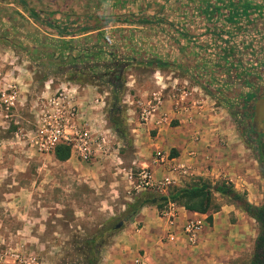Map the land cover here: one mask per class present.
Wrapping results in <instances>:
<instances>
[{"label": "rangeland", "instance_id": "rangeland-1", "mask_svg": "<svg viewBox=\"0 0 264 264\" xmlns=\"http://www.w3.org/2000/svg\"><path fill=\"white\" fill-rule=\"evenodd\" d=\"M37 1L40 0L34 2ZM42 1L46 3L48 0ZM24 2L29 7L35 8L32 0ZM73 2L75 4L73 13H70V17H64V21L55 19L56 21L53 20L55 23H51V19L56 18L54 15L37 14L46 22L39 24L14 0H0V65L4 66V71L9 69L7 67L11 68V64L22 66L24 70L15 69V72L21 77L41 80L43 84L40 87L44 90L48 89V86L44 87V80L52 77L53 92L61 87L63 82L60 81L66 79L56 74L50 67L51 48L40 47L32 42L44 32H48L47 23L64 26L68 34L88 32L90 38L98 37L103 40H106L112 32L125 33L127 37L124 43L133 48L131 50L134 53V49L138 46L140 49L146 48L147 31L151 34L150 30H155V27L145 26L141 20L155 15L157 18L163 19L169 16L171 20L179 21V17L185 14L188 18L183 21L185 25L182 29L189 32L191 28L193 29L194 15L196 14V18H199L196 12L203 5L210 4L212 0H122L119 6L114 5L115 0H73ZM76 2L79 4L77 5ZM109 17H116V19L112 20ZM104 19L105 22L99 23ZM133 21L139 23L135 24ZM81 26H87V28L77 30ZM138 30L142 42L136 46V40L131 35L138 33ZM190 40L197 39L181 38L183 52L171 50L172 60H175V63L183 69L171 67L170 69L166 67L158 69L170 70L174 72V75L186 78L192 86L196 87L193 93L194 98L202 92L208 95L209 99L212 98L207 100L213 101L214 98L207 92H215L212 90L211 83L220 82L222 85L219 87L222 89L215 93L224 103L226 99L227 102H231L228 95L231 90L230 84L221 80V77L211 68L209 60L207 61V55H202L205 51L190 44ZM153 68L155 67L132 64L122 72L123 92L120 95V103L124 107L126 130L124 139L119 138L107 122L106 110L109 96L106 85H95L96 91L103 99V105H99L100 114L96 121L91 120L90 122L94 123L93 130H96L93 136L103 133L106 136V143L102 147L95 145L93 155L88 161H80L70 152L67 159L59 161L52 152L40 153L30 146L28 132L32 128L33 116L36 112L35 103L38 98L42 97L41 93L40 97L35 92L22 96L16 95L11 105L3 101L0 96V138L13 142L0 148V157L4 158L0 161V174L9 175V181L5 182L3 188H8L9 191L21 189L22 195L19 198L21 202H17L21 205L25 204V211H27L19 215L0 214L3 223L5 222L4 225L10 227V229H4L0 226V229L3 227L2 231L5 236L7 235V240L0 239V246L7 244L15 247L19 243L23 248L38 256L42 264H128L133 256L143 254V249L135 246L120 249V242L122 240L125 244H129L132 236L143 238L144 226L149 223L148 226L151 229L155 228L156 225L152 224V220L159 217L160 211L166 209L168 204L158 209L153 206V212L146 214L147 223L136 218L138 211L128 222H122L117 228L114 226L121 221L127 204L143 192L133 188L132 184L126 180L124 171L130 169L136 172L139 166L145 165L139 162L145 157L138 153L135 146L136 135L131 134L130 129L132 123L128 125L126 122L127 105L123 102V94L129 91L138 97L140 91L151 89L153 86H150L146 80L151 73L149 71ZM129 75L137 81L132 85L134 88L128 85L131 77ZM200 84H205L204 87L207 89L201 88ZM4 90H7V87ZM213 104L212 111L217 115L220 114V122L226 125L231 135L230 142L236 147L234 154L240 166L236 163L233 169L234 174L246 171L247 178L254 180V186L262 194L263 200L264 180L259 174L253 151L244 142L238 132L235 118L231 116L233 108L229 106L230 104L225 106L215 99ZM172 126L173 123H170V128H167L165 134L172 137L183 136L185 129H173ZM19 128L23 130L24 135L16 136V130ZM146 135L148 139H151L153 133L148 130ZM148 139H145V144L149 142ZM17 143L20 144L19 148ZM173 149L174 147L169 144L165 150L171 153ZM149 154L151 153L148 151ZM205 180L212 183L224 182L223 178L218 181ZM194 183L197 181L193 180L188 184ZM222 201L228 200L223 198ZM26 217L31 218L30 223L25 221ZM23 224L27 225L26 229L22 228ZM112 225L113 228L110 229ZM25 231L26 234L32 236L29 241L24 240L25 238L21 241L22 233ZM88 239L95 240L96 253L93 257L85 243Z\"/></svg>", "mask_w": 264, "mask_h": 264}, {"label": "crops", "instance_id": "crops-1", "mask_svg": "<svg viewBox=\"0 0 264 264\" xmlns=\"http://www.w3.org/2000/svg\"><path fill=\"white\" fill-rule=\"evenodd\" d=\"M24 1L25 0H22L25 6L32 9L36 14L54 15L56 18H52L50 21L51 23H55L54 21L60 19L64 21V17H70L69 15L73 13V7L75 5L73 0H48L46 3L42 0L37 2L32 0V5L35 7L32 8ZM121 2L122 0H115L114 5L119 6ZM209 3L210 4L205 6L203 5V7L199 8L200 10L196 12L199 14V18H196V14L194 13L193 29L190 27L191 31L189 30V32H185L182 29V26L185 25L183 21L188 18L185 14L179 17V21H173L169 16L163 19L157 18L155 15L141 20L145 26L155 27V30H150L151 34L147 31L146 48L140 49L138 46L140 45L139 42H142L139 37L141 36L139 35V30L137 31L138 33L131 35L136 40V46H138L134 49L135 52L133 53L131 50L133 48L129 45L125 44V47L135 56L144 52L147 55L167 60L169 65H167L166 68L183 69L178 63H175V60H172L171 50L183 52L182 37L184 39L186 37V40L191 38L197 39L190 40L189 43L205 51L202 55H207L206 58L207 61L209 60L211 68L221 77L222 81L224 80L227 84L234 83L232 80L235 77L234 73L236 71L232 69V73V70H229L231 67L229 57L227 56V60H224L221 49L225 47L231 57L237 55L241 60L246 59V61H248L252 59L253 63L256 65L264 64V0H212V2ZM76 4L78 5L79 2H76ZM81 4L83 5L84 3L82 2ZM207 8L210 9L208 14L204 13V10ZM26 13L28 12L26 11ZM109 18L112 20L116 19V17ZM101 21L102 22L99 23L105 22V19ZM136 21L133 22L138 24L139 22ZM136 27L138 28L139 26ZM46 28L49 33L44 32L43 35L49 37L55 36L52 29H49V26ZM87 33L75 34L71 36V38L76 39L84 35L88 36ZM111 34H121L122 40L127 37V35H124L125 33L121 32H112ZM128 36L131 37L130 35ZM10 66L11 68L7 67L9 69L4 71V66L1 67L0 65V96L2 99L4 95L8 93L4 88L9 85H14L18 96L26 95L29 92H35L37 96H39L40 93L42 96L52 93L54 88L52 77H48L44 80V87L48 86V89L44 90L40 87V85L43 84L41 80L37 81L32 77L27 78L26 76L21 77L19 73L15 72V69L22 70V66H14V64ZM162 70L161 68H153L149 71L151 73L149 77H147L146 82L149 83L150 86H153L151 89L156 87L155 79L158 80L157 82L165 85H170L172 82H177L179 84L187 82L188 85H191L186 78L174 75V72L170 70ZM218 81L220 80L218 79ZM60 82H63L61 85L68 86L75 92L74 103H77L78 106L80 105L86 119L95 122L100 114V104L94 101V99L100 97L96 91L95 85L74 83L68 80ZM136 82V79L131 76L128 84L129 87L134 88L132 85ZM221 85L222 83L220 82L216 83V86ZM212 90H214V88ZM199 91L201 90L199 89ZM230 91L228 93L229 96ZM145 92L146 90L140 91L139 95H143ZM127 96L129 100L128 104H126V122L128 125L132 123L130 129L131 134L134 133L136 135V141L134 142L135 146L137 147L138 153L143 154L145 157V159H140V164H149L150 154L148 155V151L151 153L153 149L158 148L167 152L165 149L169 144L174 147L170 155L176 156L182 154L184 150L190 146V135L196 133L198 140L195 143V147L199 155L206 156L208 170H204L200 166V168H197L201 170L199 175L186 176L182 178L181 184L185 185L198 179H209L210 181H212L211 179H215L218 181L220 178H223L224 182H228L235 190L243 192L248 202L254 205L262 203V194L255 188L254 180L247 178L246 171L243 173L239 171L237 174H234L235 171L233 169L237 163V156L234 154L236 147L230 142L231 135L227 127H225L226 125H222L220 122V114L217 115L212 111V108H214V99L213 101H209L212 98L210 97L211 99H209L208 95L201 92V94L195 96V98L201 101V104L198 107H190L185 111L180 109V107L172 111V107L170 106L171 100H165L162 110L169 113L170 123H173L171 128H182L183 130L185 129V132H183V136H169L165 134L167 128H170L169 124V126H164L158 132L151 130L153 135L151 139H148L146 135L148 131L145 128H138L136 126L132 114L133 106L130 103H132L131 101L135 93L131 94L129 91H126L123 97L125 98ZM186 128H188V130ZM146 138L149 142L145 144ZM11 142L12 141H7V139L0 138V148L6 147L5 144L7 145V143ZM17 142L19 143V140H17ZM18 143L17 147L19 148L20 144L18 145ZM3 160L4 158L0 157V161ZM238 165L240 166V164L237 163V166ZM150 167L157 176L163 173L162 169L159 167ZM7 181H9V175L0 174V214L11 213L19 215L20 213L27 212L25 211L26 205H21L17 202H21L19 198L22 195V190L9 191L8 188H3ZM223 198L225 199V197L213 192L211 194L210 205L204 213L189 211L175 203H169L167 205L175 211L176 217L174 221L176 223V229L186 218L194 215H200L204 218V224L198 232L194 246L185 245L181 240L176 238L170 240L166 236V232L168 231L166 228L167 226L161 217H155L152 220V224L156 226L151 229L150 226H148L149 223L145 220L147 219L146 214L152 213L154 207L145 205L141 207L136 217L138 220L147 223L144 226V237L132 236L129 244H125L124 241L121 240L119 245L120 249H128L133 246L142 248L143 254L149 264H246L250 258L253 241L257 234V224L251 217L243 213L231 202L222 201ZM14 216L12 217L13 220ZM2 219L3 218L0 216V226H3L4 229H10L9 226L4 225L5 222L3 223ZM25 221L30 223L31 218L26 217ZM22 226L23 229H26L27 225L23 224ZM2 228L0 229V239L7 240V235L5 236ZM26 233V231L22 233L23 236H21V241L24 238V240L28 241L32 238L30 234ZM8 238H10V236Z\"/></svg>", "mask_w": 264, "mask_h": 264}, {"label": "trees", "instance_id": "trees-1", "mask_svg": "<svg viewBox=\"0 0 264 264\" xmlns=\"http://www.w3.org/2000/svg\"><path fill=\"white\" fill-rule=\"evenodd\" d=\"M14 1L20 4L34 21L39 24L46 23L32 9L25 6L22 0ZM209 10L207 8L204 13L208 14ZM46 25L49 26V29H52L55 36L41 35L32 42L40 47L48 46L51 48L50 58L52 62H49L50 67L56 74L64 76L66 80L81 84L106 85L109 96L106 110L107 122L115 134L119 138L124 139L126 137L124 107L120 103V95L123 92V81L121 78L123 70L132 64L155 68L166 67L169 62L156 56L147 55L144 52L138 54V56L133 55L125 47L121 34H111L106 40L96 37L90 38L87 35L73 39L71 36L75 34H67L68 32H66L64 26H55L49 23ZM85 28L87 26H81L77 30ZM221 53L224 60H227V56L229 57V63L231 64L229 70L233 69L236 71L232 80L235 85L233 90L236 92V97L234 96L236 104L235 111L231 113V116L236 121V109L242 111L248 106L250 108L249 114L251 115L253 100L264 94V91H259L260 89L264 90V64L257 66L252 59L246 61V59L241 60L237 55L231 57L225 47L221 49ZM259 68L260 70L258 71ZM200 86L205 90L207 89L204 87L205 84H200ZM211 87L214 88L216 93L222 89L213 83H211ZM256 91L258 95L253 97L252 93ZM215 92L207 93L221 104L223 103L227 106V99L224 103ZM260 149L263 152H260ZM256 151L259 154L257 156V161L260 162H258L259 173L264 180V145L259 143ZM52 153L57 160L63 161L69 157V148L59 144L54 147ZM196 181L197 183L194 184L170 187L164 193L142 190L143 192H140L127 204L126 210L121 216V221L128 222L145 205L155 206L158 209L163 205L175 203L189 211L204 213L210 205L211 194L214 192L225 197L256 222L257 234L253 241L250 258L246 264H264V199L261 204L254 205L246 200L244 193L235 190L229 183L223 181L212 183L199 179ZM111 228H113V225ZM85 243L93 257L96 253L95 240L88 239ZM91 261L92 258L90 259Z\"/></svg>", "mask_w": 264, "mask_h": 264}, {"label": "built area", "instance_id": "built-area-1", "mask_svg": "<svg viewBox=\"0 0 264 264\" xmlns=\"http://www.w3.org/2000/svg\"><path fill=\"white\" fill-rule=\"evenodd\" d=\"M155 80V88L138 97L134 96L130 104L133 106L132 114L136 126L145 128L147 131L158 132L170 124L169 113L162 110L165 100H171L172 111L178 107L183 111L193 106L198 107L201 101L193 97L196 87L188 85L187 82L180 84L172 82L170 85H165ZM7 91L3 101L11 105L17 91L14 85L7 86ZM74 93L70 87L61 85L51 94H46L36 100V112L33 116L32 128L28 132V141L30 146L40 153L53 152L56 145H65L69 148L71 155L80 161H88L93 155L94 146L102 147L106 143V136L99 132L93 136L96 131L93 130L94 123L88 121L80 105L74 103ZM128 100L127 96L123 102L128 104ZM94 101L103 105V99L100 97ZM15 134L18 136L25 133L19 128ZM197 140V134H191L190 146L182 154L176 156L170 155L168 151L153 149L149 164L139 166L136 172L130 169L124 171L126 180L136 191L149 190L164 193L170 187L181 186L182 178L200 174L201 170L197 169L200 166L208 170L206 156L199 155L195 147ZM150 166L161 168L163 173L155 175ZM159 217L167 226L166 236L170 240L176 238L185 245H195L198 232L204 224L202 216L194 215L186 218L177 229L174 221L176 214L171 207L167 206L166 209L161 210ZM0 264H42V262L38 256L17 243L15 247L7 244L0 246ZM128 264H148V262L144 254H136Z\"/></svg>", "mask_w": 264, "mask_h": 264}, {"label": "flooded vegetation", "instance_id": "flooded-vegetation-1", "mask_svg": "<svg viewBox=\"0 0 264 264\" xmlns=\"http://www.w3.org/2000/svg\"><path fill=\"white\" fill-rule=\"evenodd\" d=\"M259 65L260 64H257V66ZM259 70L260 68L258 69V71ZM249 80L251 81V78ZM230 86H231V91H230L231 102H227V105L230 104L229 106H231L235 111L236 102L234 96L236 97V92L233 90L235 88V85L234 83H231ZM257 91L255 93H252L253 97H256L258 95L256 94ZM259 91L263 92L264 90L260 89ZM236 111H237L236 121H238L237 123L238 132L243 137L244 142L247 144L250 150L253 151L254 160L257 163L259 169L260 162L257 161V156H259V154L256 151V148L259 145V143H262V145H264V121L252 122L251 115L249 114L250 108H248V106H246L242 111H239L238 109H236ZM260 152L263 151L260 149Z\"/></svg>", "mask_w": 264, "mask_h": 264}, {"label": "water", "instance_id": "water-1", "mask_svg": "<svg viewBox=\"0 0 264 264\" xmlns=\"http://www.w3.org/2000/svg\"><path fill=\"white\" fill-rule=\"evenodd\" d=\"M251 121L260 122L264 121V94L255 98L252 102L251 108ZM122 221H118L115 227H119Z\"/></svg>", "mask_w": 264, "mask_h": 264}]
</instances>
